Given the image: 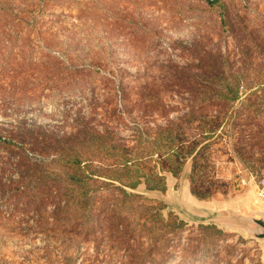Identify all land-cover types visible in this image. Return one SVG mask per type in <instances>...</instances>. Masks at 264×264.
<instances>
[{
    "label": "rangeland",
    "instance_id": "1",
    "mask_svg": "<svg viewBox=\"0 0 264 264\" xmlns=\"http://www.w3.org/2000/svg\"><path fill=\"white\" fill-rule=\"evenodd\" d=\"M191 102L264 104V0H0V264H264V240L241 219L264 216V154L255 174L217 153L225 196H193L190 162L165 173L164 192L128 190L186 224L154 256L152 215L104 189L93 216L73 214L58 188L65 163L25 141L66 152L78 123L129 140L134 121L162 125Z\"/></svg>",
    "mask_w": 264,
    "mask_h": 264
},
{
    "label": "trees",
    "instance_id": "2",
    "mask_svg": "<svg viewBox=\"0 0 264 264\" xmlns=\"http://www.w3.org/2000/svg\"><path fill=\"white\" fill-rule=\"evenodd\" d=\"M234 99L236 92L228 90ZM227 99V95L219 94ZM128 115L137 109L126 103ZM131 105V106H129ZM130 107V109H128ZM264 104L258 102H191L187 111L176 119L167 117L165 124L140 126L134 121V134L129 140L117 136L109 126L103 134L89 125L76 124V132L67 137V150L42 140L40 136L26 139L29 148L43 157L62 161L67 170L66 185H60V196L66 199L67 209L73 204V214L93 216L94 201L98 190L117 191L123 204L138 205L143 212L153 216L149 233L154 236L152 252L159 256L163 250V237L168 230L184 227V221L164 216V204L128 190L141 185L147 191L166 190L165 173L179 176L190 162V191L199 200L225 196L230 185L220 177L214 166V158L227 162L240 160L251 173L262 174L256 166L254 153L264 154ZM138 110H140L138 108ZM156 111L169 115L173 108L160 103ZM97 127V126H96ZM219 144L221 147L216 148ZM82 147V149H76ZM213 165V166H212ZM24 164H19V168ZM64 208H59L61 213ZM112 209L110 215L117 213ZM87 216V217H88ZM206 239H210L215 227H204Z\"/></svg>",
    "mask_w": 264,
    "mask_h": 264
},
{
    "label": "water",
    "instance_id": "3",
    "mask_svg": "<svg viewBox=\"0 0 264 264\" xmlns=\"http://www.w3.org/2000/svg\"><path fill=\"white\" fill-rule=\"evenodd\" d=\"M241 219L256 226V228L249 229L254 238L264 240V216L260 219L252 217H242Z\"/></svg>",
    "mask_w": 264,
    "mask_h": 264
},
{
    "label": "built area",
    "instance_id": "4",
    "mask_svg": "<svg viewBox=\"0 0 264 264\" xmlns=\"http://www.w3.org/2000/svg\"><path fill=\"white\" fill-rule=\"evenodd\" d=\"M262 183L263 184H262V187H261V189L259 191V196L262 197V198H264V182H262Z\"/></svg>",
    "mask_w": 264,
    "mask_h": 264
}]
</instances>
